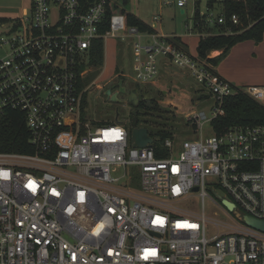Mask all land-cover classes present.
Masks as SVG:
<instances>
[{
	"label": "built area",
	"instance_id": "1",
	"mask_svg": "<svg viewBox=\"0 0 264 264\" xmlns=\"http://www.w3.org/2000/svg\"><path fill=\"white\" fill-rule=\"evenodd\" d=\"M174 2L189 0H165ZM112 8L111 0H30L23 16L0 19V119L21 112L33 149L0 151V264H264V229L241 218L264 221V125L205 137L239 88L173 37L108 15ZM231 21L243 25L237 14ZM110 37L131 44L136 82L155 83L169 64L209 90L211 116H187L193 136L156 145L151 135V145L135 147L124 121L84 118L91 84L82 89L80 79L93 43ZM243 90L264 105V84ZM192 196L201 211L181 206ZM207 199L222 210L217 218L206 214Z\"/></svg>",
	"mask_w": 264,
	"mask_h": 264
},
{
	"label": "rangeland",
	"instance_id": "2",
	"mask_svg": "<svg viewBox=\"0 0 264 264\" xmlns=\"http://www.w3.org/2000/svg\"><path fill=\"white\" fill-rule=\"evenodd\" d=\"M114 1V0H113ZM197 0H189L188 4L183 7L185 12L182 13L181 7L176 2L166 4L165 0H129L128 4H124V0H117L119 9L126 12H133L139 8L143 18L154 22V16L159 17V24L163 26L165 34L175 33L183 35L185 33H193L195 36L194 11ZM222 1L218 0L213 8L208 9L207 0H200L199 9L202 14L209 16L214 22L222 12ZM30 0H0V19L14 20L24 15V10L28 8ZM117 11H120L116 9ZM212 26H218L210 23ZM105 46V62L104 65L95 68L91 67L88 75L97 72L95 79L88 88L87 99L84 107L83 116L95 123L108 125L118 120L124 121L128 127L131 125L130 114H132V105L129 102V93L132 89L138 88L141 93L146 92L151 86L152 90L149 97L153 95L156 99L157 106L165 109L153 111L152 115L146 116L148 121V129L153 137H156L160 130L169 132L172 138L179 141L183 138L191 137L195 134L192 126L187 122V116L194 110H205L209 116V106L213 104V98L210 96L208 100H203V95H210L209 90L201 86L192 77L187 69H181L173 65L167 64L161 70L158 80L152 84H140L134 80V61L131 55V44L120 41L114 37L107 40ZM185 46V50L196 56L195 47ZM181 45V46H183ZM184 48V47H183ZM107 52V53H106ZM261 62H263L261 60ZM252 63L241 64L235 67L238 81L227 78L234 86L238 88H246L248 84H264V65H256L253 69L256 71H246L248 65ZM118 73H123L124 83L127 87L126 93H119V101H112L105 94V91L111 87V84L119 79ZM202 96V97H201ZM199 100L200 103H197ZM175 115V116H174ZM133 117V115H132ZM214 133L212 123L205 125L203 134L208 137ZM200 135L201 132L197 131ZM157 140V138H155ZM115 174L120 175L122 171ZM181 206L192 210L201 211L202 201L198 196H192L181 203ZM205 212L212 218H217L222 214L220 207L216 206L213 201L207 199L205 202Z\"/></svg>",
	"mask_w": 264,
	"mask_h": 264
},
{
	"label": "trees",
	"instance_id": "3",
	"mask_svg": "<svg viewBox=\"0 0 264 264\" xmlns=\"http://www.w3.org/2000/svg\"><path fill=\"white\" fill-rule=\"evenodd\" d=\"M83 3L91 4L96 0H81ZM112 10L110 9L108 15H111L113 10L119 9L117 0H111ZM218 0H207L208 9L213 8ZM129 0H124V4H128ZM200 0L196 1V10L194 14V21L196 28L205 33L210 23L207 21V15L202 14L199 9ZM117 11V10H116ZM127 15L129 25L137 26L140 31L153 33L155 29L149 26L145 21L140 19L133 12H126L124 9L120 10ZM233 14L240 16L241 24H234L231 21ZM224 16L226 21L224 23L215 22L217 28L220 29L218 34H209L201 37L198 45V57L207 61V63L216 67L228 55L230 49L239 42L245 40H255L257 43L264 39V0H223L222 12L218 18ZM231 28V33L224 31ZM106 27L103 29L105 31ZM208 32V31H207ZM173 40L180 45H183L180 37H173ZM184 47V48H183ZM186 49L185 46H182ZM214 50H220L221 53L217 56H210ZM105 62V43L103 39H97L91 48L90 67L99 68ZM217 74L216 69H214ZM97 72L92 75H86L80 79V87L83 89L88 86L94 79ZM218 75V74H217ZM219 76V75H218ZM124 79V77H122ZM152 86L146 91L141 92L142 98L137 106L132 105L138 112V126L148 128V121L146 116L152 115L153 111L165 110L157 106L156 99L149 97ZM202 97V96H201ZM208 96L203 95L202 98ZM87 93L85 95L84 103H86ZM203 99V100H204ZM223 115H219L212 121L214 132L221 134L228 128L237 125H264V105L257 102L253 97L246 93L243 88H239L238 93L226 98L224 102ZM175 116V115H174ZM131 130L132 114H130ZM149 130V129H148ZM150 132V131H149ZM152 136L153 134L150 133ZM166 130H160L156 135V145H162L166 138L171 137ZM0 151L2 152H33L29 143V131L27 129L24 115L19 111H9V113L0 119Z\"/></svg>",
	"mask_w": 264,
	"mask_h": 264
},
{
	"label": "crops",
	"instance_id": "4",
	"mask_svg": "<svg viewBox=\"0 0 264 264\" xmlns=\"http://www.w3.org/2000/svg\"><path fill=\"white\" fill-rule=\"evenodd\" d=\"M183 9L184 8H182L181 11ZM195 10H196V6H195ZM140 11L141 10L137 8L133 10V13H135L140 19H142L143 21H145V23H147L149 26L155 29L153 34L156 33L160 35H166L169 37H180L181 42L183 44L191 48L195 47V49L197 50L196 56H198V45H199V41L201 37L204 35H209L210 33L218 34L220 32L219 28L212 26V25H208L207 27L208 32L205 31V33H202L196 28L195 21H194L195 32L197 33L195 36L193 35V33H185L183 35H176L175 33L165 34L163 26L160 25L158 22L159 21L158 16H157L158 17L157 19L155 18L156 16H154V19H153L154 22L150 23L149 20L142 17V14ZM194 14H195V11H194ZM194 14H193V17H194ZM106 43H105V46L107 45ZM220 53H221L220 50H214L211 52L210 56L214 57V56L219 55ZM261 60L263 62H261ZM246 63H252V65L249 64L247 66L246 71H249V72L256 71L257 73L259 72L258 70L253 69V67L256 65H260V64L264 65V39L259 43H257L255 40H245L243 42L237 43L230 49L228 55L220 62L218 66L215 67V69L217 71V74L220 77H223L226 80L227 78H230V79L238 81L239 78L236 75L237 72L235 70V67L241 64H246ZM117 75H120V73H118ZM252 85H259V84H251V85L248 84V86H252ZM260 85H263V84H260ZM238 87H241V86H238Z\"/></svg>",
	"mask_w": 264,
	"mask_h": 264
},
{
	"label": "water",
	"instance_id": "5",
	"mask_svg": "<svg viewBox=\"0 0 264 264\" xmlns=\"http://www.w3.org/2000/svg\"><path fill=\"white\" fill-rule=\"evenodd\" d=\"M184 13V9L182 10ZM118 88L117 90H115ZM127 87L124 85V79H120L118 83L113 84L110 88L105 91V94L108 96L109 99L112 101H119V93H126ZM129 102L130 104L137 106L142 98V94L139 92V89L136 87L132 89L129 93ZM132 144L135 147H147L153 143V137L149 133L148 128L138 126V112L137 109L134 108L132 110ZM197 190V188H196ZM224 204L233 211H236V205L234 202L230 200H224ZM240 216V215H239ZM245 220L249 225L264 229V221L258 220L250 215H245L241 217Z\"/></svg>",
	"mask_w": 264,
	"mask_h": 264
},
{
	"label": "flooded vegetation",
	"instance_id": "6",
	"mask_svg": "<svg viewBox=\"0 0 264 264\" xmlns=\"http://www.w3.org/2000/svg\"><path fill=\"white\" fill-rule=\"evenodd\" d=\"M120 80V79H119ZM119 80H117V81H115V82H113L112 84H111V86L113 85V84H116V83H118L119 82ZM125 84V83H124ZM118 88H116L115 90H117ZM132 110H133V107H132ZM131 110V111H132Z\"/></svg>",
	"mask_w": 264,
	"mask_h": 264
}]
</instances>
